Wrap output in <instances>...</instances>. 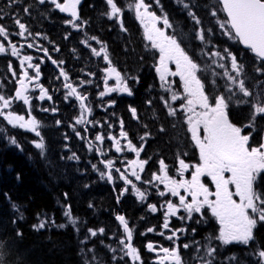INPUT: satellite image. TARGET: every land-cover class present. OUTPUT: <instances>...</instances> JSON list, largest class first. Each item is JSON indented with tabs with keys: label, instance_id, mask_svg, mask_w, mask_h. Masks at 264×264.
Segmentation results:
<instances>
[{
	"label": "trees",
	"instance_id": "obj_1",
	"mask_svg": "<svg viewBox=\"0 0 264 264\" xmlns=\"http://www.w3.org/2000/svg\"><path fill=\"white\" fill-rule=\"evenodd\" d=\"M125 1L114 0L120 7H123ZM145 3L151 4L150 10L158 16L167 15L173 25L172 28L167 29L169 35L175 34L181 41L177 29H182L187 24L188 30H191L192 18L181 9L182 4H178L177 0H159V6L156 5L155 0H145ZM185 3L190 5V10L201 21L199 26L204 29L210 27L212 39L215 34L217 35L216 39L204 44L188 34V47L187 50L185 49L200 67L205 69L199 75L209 88L212 73H216L215 77L221 78L223 82L225 78L220 76L219 70L214 65L203 60V49L208 54L216 50L222 55L225 54L224 49H228L241 63L245 57L249 56V53L240 48L235 39L224 35L215 23L216 18L210 17L215 11L216 16L223 19L215 0H185ZM49 5L51 3L48 0H45L44 4L36 0H18L16 3L12 0H0V22L15 29L12 32L19 36L17 35L19 27L15 23V20L19 18L26 25L29 33L46 36L48 40L45 43L52 51L53 45L50 41L57 42L58 46L63 48L65 55L62 59L58 55L59 52H55L54 58L71 69L69 71L71 76L81 74L83 78L86 71L84 77L86 82L94 81L92 77H89V64L92 58L91 53L86 49L96 44L97 40L107 47L110 61L120 68L129 66L131 70L137 71L142 66L146 68L149 61L153 59V56L148 53L141 54L145 40L142 37V29H139L136 22L137 18L125 13L121 14V22L125 24L123 26L126 29L122 31L121 26H118L115 21H110L105 15L108 9L106 0L83 1L79 9V33L73 29L69 30L62 17L52 13ZM25 8L28 9L27 13L24 11ZM28 32L23 36L25 41ZM90 37H96V39L93 40ZM82 40H86L89 46L85 44L83 46ZM182 44L183 41L181 46ZM243 70L250 72V66L245 65ZM251 77L252 81L257 79L255 75ZM145 81L140 78L136 90L138 94L141 93L142 88L145 92L142 104L131 106L136 109L138 117L134 118L130 108L127 107L129 135L135 142L137 137L144 136L145 133L151 135V130L156 131V126L145 124L142 120L144 114L148 122L154 118L153 103L149 95H146L148 88ZM85 92L88 93V90ZM220 92L221 90L218 91ZM2 94L7 95V93ZM67 106H65V112L72 109ZM117 108L119 115L124 116L122 112L125 106ZM228 114L233 124L247 130L244 124L249 121V118L241 119L242 115L236 109L234 102L230 104ZM255 129L259 135L263 131L260 125H255ZM157 133L160 134V141L154 143V152L171 156L173 151L182 146L179 132L171 129L168 133L158 131ZM10 137L17 140L19 147L9 142ZM68 137L71 141L75 140L73 135L68 134ZM36 140L37 137L34 134L9 125L0 116V243H2L0 253L3 254V264H129L121 247L111 250V247L117 244L121 232L113 219V214L117 213L118 209L114 196L107 194L109 188L106 190L105 186L93 183L90 176L85 178L79 176L71 170V167L63 169L60 165L63 158L51 160L46 159V155L41 157L40 150L33 145ZM54 142L61 144L60 139ZM149 143L148 141L147 144ZM56 146L52 145V147ZM50 147L46 140L45 151ZM13 204L18 206L19 212L13 209ZM68 207L77 220L76 226L69 223L64 215ZM143 210L144 207L135 205L134 211L128 214L122 206L119 212L128 215L132 222ZM41 220H46L47 226L37 231L33 226L38 225ZM61 224L65 227H58ZM89 229L96 231L97 235L91 236ZM100 229H104V232L100 233ZM200 232L201 227L196 230L195 236H199ZM255 236L257 253L264 250V225L258 226ZM225 251L228 252V249ZM224 256L223 262L218 264H228L227 255ZM256 257V264H259L260 259L258 255ZM201 259H205L201 260L202 264H205L206 260H212V263L215 261V258L207 256Z\"/></svg>",
	"mask_w": 264,
	"mask_h": 264
},
{
	"label": "snow or ice",
	"instance_id": "obj_2",
	"mask_svg": "<svg viewBox=\"0 0 264 264\" xmlns=\"http://www.w3.org/2000/svg\"><path fill=\"white\" fill-rule=\"evenodd\" d=\"M13 3L18 0H12ZM62 13H69L71 19L66 23L70 24L73 28H79L80 17L77 12V5L81 3V0H64L63 3L58 0H49ZM222 5L223 11L227 15V20L220 23V27L223 30V34L229 36L231 39L237 40L240 44L246 46L252 53L259 58L261 67L256 69L257 73H264V0H219ZM39 3L44 4L45 0H39ZM157 6H159V0H155ZM178 4H182L185 9H188V15L193 19L195 24L199 25L201 21L190 10V5L185 3V0H177ZM106 4L109 11L105 13L108 19H114L118 17L122 9L117 6L114 0H106ZM130 7H134L135 16L140 21L144 28V38L151 42L153 49H158L159 65L156 67V72L159 74L160 80L163 82L164 87L168 82L166 76H179L182 82L184 90L183 103L181 109L186 114V124L188 131L191 133V139L194 142L195 147L199 150V163L195 165L187 164L183 159H179V168L177 169L179 179H176L168 174V166L163 160L160 161L159 174L153 173L152 180L158 181L164 185V191H160V196H165L169 193L173 197H178L179 203L176 204L171 200H167L166 211L164 212L163 228L171 231V235L166 238L169 240L179 239L177 232H184L185 229H171L170 228V217H176L178 212L183 210L186 216H180L179 219L192 220L194 213H202V209L209 208L212 216L216 218L220 224V230L218 236L215 237L221 245L229 244H242L248 245L255 239L254 230L257 225L264 222V194L256 191L254 183L258 176L264 173V143L258 147H251L249 144L251 133L248 135L242 134V128L234 125L229 120L228 109L230 104L235 99L237 105L249 104L247 99L237 98V93L230 86H226L225 91L230 93L225 96L223 93L214 97V102H210V97L205 93V83L202 77L199 75L200 72L204 71L200 65L188 54V52L181 47V41L175 34H166L165 29L172 28L173 25L170 23L167 15L158 16L154 11H151V4L145 3V0H133V4ZM24 11L27 13L28 9ZM162 11V9H161ZM212 15L215 16L216 12L213 11ZM15 23L19 27L17 35L24 36L28 29L19 18L15 20ZM158 24H162L163 27H158ZM121 30L124 29L123 23L121 22ZM30 34V33H29ZM0 36L5 39L8 37V33L3 26H0ZM196 38L202 43H206L204 31L198 30L196 32ZM95 40L96 37H90ZM81 43L85 46H89L86 40H82ZM97 43H101L97 40ZM29 48L33 47V44H28ZM45 56H48V50L44 49ZM92 54L95 56H101L109 63V67L104 69L107 73H115L117 84L119 88L106 87L104 92L100 95L104 96L110 92L121 91L131 96L132 90L128 87L125 80L120 76L115 67L111 66L109 57L107 54L106 46L102 45L99 50L96 48L91 49ZM5 52V47L0 44V54ZM225 54L220 52H212L211 55L218 57L220 60L226 58L231 62V69L235 75H230L227 71L224 72V76L227 78L229 85L235 84L238 88L239 93L243 97H251L252 93L245 86V81L240 79L243 74V65L239 64L237 57L233 55L228 49H224ZM206 55L208 53H205ZM11 55L20 57V50L15 46L11 45ZM51 59V57H49ZM32 56L24 55L20 58V75L16 79L17 87L15 89V95L12 98H8L3 94H0V116L3 117L9 125L13 127H19L35 134L39 137V141H34V147L40 150L41 157L45 156V143L41 132L39 131L41 123L31 113L30 99H32L28 93V84L32 81H38L41 74L39 64H33ZM174 62L176 65V71H169L167 65L168 62ZM27 62V66L25 64ZM53 63H57L53 61ZM59 63H63L62 61ZM220 68H224V64L217 65ZM28 69H33L35 76H30ZM9 70H12L11 63L9 64ZM61 76L64 77L65 81H68V76L61 70ZM213 76L217 75L212 73ZM15 77L16 74L13 73ZM83 83V82H81ZM215 84V80L212 81ZM35 87L39 89V100L43 101L45 98L51 100V96L48 95L47 90L42 87L39 83L35 84ZM65 89H69L65 99L69 97H75L79 101V107L81 109V115L75 119L76 124L87 123V115L91 112V108L86 105L87 97L81 95L77 88L72 86L71 83H65ZM167 91H171L170 88H166ZM181 99V97L173 93L171 96L172 101ZM22 101L24 105L29 107L27 113L28 119L25 116L15 114L14 111H6L9 109L13 102ZM114 103V102H113ZM149 103H151L149 101ZM165 106L168 107V115L175 116L177 110L172 108L167 101ZM252 113L251 122L244 127H253L257 117L264 118V98L260 95L257 96L256 101L251 103ZM199 109V110H197ZM43 111H49V109H42ZM55 111V109H51ZM133 117H136V109L130 108ZM59 124L60 121H57ZM111 127V125H109ZM75 130V129H74ZM87 131V129H85ZM160 131H164L163 128ZM77 136L80 133L76 132ZM149 134L145 133V136L141 137L144 140ZM120 137L127 139V133L123 131V121H121V132ZM96 141L103 142L104 136L97 135ZM108 139L113 141V146L117 153H120L123 149L120 144V140L114 136L109 135ZM9 142L19 147V144L15 138L10 137ZM91 143V142H89ZM127 150L135 153L136 157L140 156V152L143 150V145L137 148L130 140L128 141ZM91 150V149H90ZM100 152V149H96ZM103 155L102 152H100ZM68 159H78L73 154ZM105 164V168L111 170L113 168V161L107 160L102 161ZM132 168L131 175L135 176L137 180L141 177L137 174L136 168L138 167L141 171L144 170V165L147 161L134 159L128 162ZM96 169V165H93ZM190 168H194L191 172V179H185L184 173L189 171ZM119 171V169H116ZM107 176L109 182H112L113 176L111 171L107 173L101 172V178ZM208 177L211 179L214 185L215 191L210 188L202 181V178ZM19 179V177H17ZM120 179L124 181L126 185H131L132 190L138 200L144 201L145 193L140 191L131 180L128 179L127 175L121 173ZM234 187L235 191H232ZM183 189V194H181ZM128 189H124L120 193L123 196ZM239 197V201L233 197ZM190 197L191 199H187ZM214 197V199H210ZM119 202V196L117 197ZM91 207V205H89ZM13 209L19 212L17 205L13 204ZM149 209L152 212H157L158 208L156 205L149 204ZM165 207V206H161ZM65 217L69 223L73 226L77 225V220L72 216L70 207L65 209ZM22 219V214L20 216ZM203 218V217H202ZM116 220L123 226V232L126 239H121L120 244L123 245L124 255L131 258L132 261H140L141 257L138 253L137 248L133 245V229L129 227L128 221L123 215H117ZM200 221H197L199 223ZM47 226L46 220H41L38 225H34V229L39 231ZM60 228H64L65 225H58ZM148 232H153L155 229L149 228ZM195 232V229H192ZM100 233L104 232V229L99 230ZM91 236H96L97 232L89 229ZM164 235L163 232L159 233ZM19 235V233H18ZM190 245H183L184 248H188ZM2 247V243H0ZM149 251H154V245L149 242L147 244ZM200 249L198 248L197 251ZM164 253V259L167 261L170 258V264H184L183 257L179 252V248H166L160 249ZM207 257H215L216 249L209 244L204 249ZM260 258L259 264H264V250H260L256 253ZM236 260L235 256L230 258ZM0 264H3V254L0 253ZM205 264H212V260H206Z\"/></svg>",
	"mask_w": 264,
	"mask_h": 264
},
{
	"label": "rangeland",
	"instance_id": "obj_3",
	"mask_svg": "<svg viewBox=\"0 0 264 264\" xmlns=\"http://www.w3.org/2000/svg\"><path fill=\"white\" fill-rule=\"evenodd\" d=\"M36 1H39V0H36ZM132 4H133V0H126L125 3L123 4V7H120L118 5L117 6L122 9L121 14L125 13V14H128V15L133 16V17L136 18L134 7H130V5H132ZM49 6L52 9V13H54V9H53L54 5L51 4ZM181 9L188 13V9H185L183 7V5H181ZM108 11H109V8L106 10V13ZM121 14L117 17V19L114 18V19H111V20L109 19V20L110 21H115L117 23V25L120 26L121 25ZM210 17L216 18L215 19V23L217 24V26H219L220 30L223 32V30L220 27V23L224 22L225 20L218 18V15L217 16L216 15L213 16L211 14ZM136 22H138L139 29H142L143 38H144V28H143V26L141 25V23H140V21L138 19H136ZM123 25H125V24H123ZM190 27H191V30H188V26L186 24V26L184 28H182V29L178 28L177 29L179 31L180 39H181V41H183L182 46L186 50H187V47H188V37H189L188 34L191 35L193 38H196V32L199 30V25L195 24V22L192 19H191ZM75 29L79 33L80 27L79 28H75ZM166 34H167V32H166ZM141 45H142V42H141ZM143 45H144L145 49L150 53V55L153 52H157L159 54L158 49H153L151 47V42L150 41L145 40V43ZM83 46H84V44H83ZM101 46H102L101 44L96 43V47L90 46V48L86 49L89 53H91V56L93 58V62L89 64V73H90L89 77H92L94 80L95 79L99 80V84L98 85L96 84L95 88H98L101 92H104L106 87L117 88L118 89L119 85L117 84L116 77H111V74H113V73H107V72L104 71V69L109 67V63L104 62L102 64L103 54L101 56H99V57L92 54V51H91L92 48H96L97 50H99L101 48ZM139 47L141 48L140 45H139ZM106 50H107V54L109 55V51H108L107 47H106ZM159 57H160V54L158 55L157 60L154 61V66H153L154 68H156L159 65ZM212 61L215 63L216 66L218 64H224L225 65L224 68H220L221 69L220 72H221L222 75L226 71L230 75H233V76L235 75V73L231 69V62H230L229 59L226 58L225 60H220L218 57L214 56ZM225 61H226V63H224ZM110 62H111V66L115 67L117 72L120 73V75L123 72V74L125 75V81H126L127 85L135 84V82H136L135 74H133L132 72L127 71V70L121 71L120 69H118L114 65V63L112 61H110ZM170 63H174V62H171V61L168 62V65H167L168 68L170 67ZM253 67H254L253 65L250 67V72H246V71L243 70V74L240 77V79H243L245 81V86L252 93V96L251 97H246V98H241L240 96L237 95V98H239V99H247V100H249L250 101L249 104L237 105L235 103V99L233 100V102L236 104V109L242 113L241 115L243 117H249V115H251V113L253 111L252 108H251V103H254L256 101V98H257L258 95H260L262 98H264V88H262L259 85L261 79L258 78L255 81H252V77H251V75H258V74L260 75L262 73H257L256 69L258 67H254V68ZM169 71H171V72H175L176 71L175 63H174L173 69H171V70L169 69ZM85 72H84V77H85ZM80 76H81V74H80ZM141 78H143L144 81L146 80L145 83L152 87V92H150V95H151L152 101H153L152 110H153V113H154V118L151 119V121L149 122V125L156 126V131L151 130V135L148 136V139H149L148 141L150 142L149 144H147L148 141H146L145 145L144 144H136L135 142H133L130 139V141L137 148H139L141 145H143V147H144V150H142L140 152V156L137 157V159L147 161V163L144 165V170L143 171L140 170L141 171V179L137 180L134 184L136 185V187L140 191H143L145 193V199H144V201L138 200L136 195H135V193H134V190H132L134 196H129L128 199H126L124 202H126V201L129 202V204H128V206H130L129 210H131L132 212L134 211V206L135 205L140 206V207H144L143 212L141 214H139L137 217L134 218V222L139 224V228L136 226L137 230L135 231V233H137L138 239L143 241L145 239L154 238V235L156 233L159 234V233L163 232L164 233L163 237H167V236L171 235V231L166 230V229H164L162 227L163 223H161V226L159 227V229H156L154 227L153 221H152V218H151V213H150L152 211L149 209L148 205L149 204H152V205L165 204V202L167 200H171L172 201V196L169 193H166L165 196H163V197L160 196L159 192L160 191H164V185L160 184L158 181H153L152 183H147V181H151L152 180V174L153 173L159 174V168H160V161L161 160H163L164 163L168 166V169H169V167H171L170 166V162H169L170 157L167 154H159V153L152 154L154 143L160 141V134L157 133V131L158 132H167L168 133V132L171 131V129H173L174 131H177V132L180 133V138L183 140V136H184V133H185V130H186V122H185L184 119H179L176 122H174L170 118V115H168V107L165 106V101H167L168 104L172 108H174L176 110H180L183 114H185L183 112V110L181 109V104L184 102L183 101L184 90H183L181 81H179L180 80L179 76H178L179 80L177 79L175 82L167 81L168 83L164 87L161 86L163 82L160 80L159 74L156 71H154L152 73L151 72L147 73V71L143 72L142 75H141ZM170 78L173 79V78H175V76H171V75L166 76L167 80L170 79ZM224 78H225V80H224V82L222 84V88L223 89H221V92L219 94L223 93L225 96L230 94L227 91H225L226 86L232 87V89L235 92L239 93L238 88L236 87V85L235 84L229 85V82H228L227 78L225 76H224ZM81 82H83V83H81ZM79 84L80 85L81 84L89 85V83H87L85 79L83 81H80ZM77 87H79V86H77ZM166 88H170L171 91H167ZM124 93L125 92H121V91L117 90V91H114V92H110V93H108V94H106L104 96L108 97L110 94L113 95V96H120V95H122ZM143 93H144V91L141 90V94L142 95H143ZM173 93L178 94L181 97V99H178L176 101H172L171 100V96H172ZM12 106H13V104H12ZM12 106L9 109H7L6 111H12ZM75 110H76L75 116L77 114H79L77 116V117H79L81 115V109H80L78 103H77V106H76ZM99 110H101V109L99 108ZM197 110H199V109H197ZM74 118H75L74 115L72 113H70L66 117V120L62 121L66 126H68L70 133L73 132V128L72 127L75 126V124L72 122V120ZM25 119L27 120V118H25ZM261 119H262V117H257L256 121H259ZM121 121H123V125L126 126L127 123H128V118L126 116H122L121 117ZM121 121H118V123H121ZM147 122L148 121H146L145 124H147ZM260 124H261L262 128L264 129V122H261ZM85 126H86L85 123L76 124V127H79V131L80 132H81V130H84ZM161 128H163L164 131H159ZM42 134H43L42 137H43L44 142L47 140V142L50 144L52 142L51 140H53L52 131L49 130V131L43 132ZM190 135H191V133L188 131V141H189ZM257 137L259 138V135H257ZM115 138L120 140V144H121V147H122L123 150L120 153H117L115 151L114 146H113V141H112L111 150L114 152L115 155H122L126 159L125 163H123L121 165H119V164L117 165V167L120 168V175H121V173H124L125 175H127L129 180L133 181L132 175H131V167L129 166L128 162L133 160L130 157V155H133V154L135 155V153H132V152L127 150L126 145H127L128 141H129V139H123L120 136H115ZM72 142L73 141L69 140L68 144L64 145L63 148H61V151L58 154L59 155L58 156L59 160H61L62 158L64 159L63 160L64 162L60 163V164H62V168L63 169H66L67 167H69V165H73V159H68V157L72 156L71 149L74 148V145L71 146ZM146 149H149V151L148 152L145 151ZM189 151H190V148L188 146V154H189ZM113 161H114L113 165H116L114 159H113ZM150 170H152V171H150ZM149 171H150V173L148 174ZM102 172H104V170ZM191 172L192 171H191V168H190L188 173L191 174ZM120 175L118 177L117 183L123 182V180L120 179ZM170 176H172L174 178H178L179 177L178 172H177V168L174 169V171L172 172V174ZM99 177H101V175H99ZM190 179H191V177H188V180H190ZM102 180H105V176H104V178H102ZM150 197H152V199ZM148 201H150V202H148ZM152 213H154V212H152ZM196 218L197 217H195V216L193 217V219H196ZM193 219L190 220V221L188 220V237L185 236V231H184V236L183 237H185V241L183 242V245H185V244L190 245V235L192 233L191 232L192 228H191L190 225L192 223H194ZM186 223L184 221V222L178 223V226H176V227L175 226H170V228L171 229H181V228H183V229L186 230L187 229L186 228ZM149 228H153V229H155V231L148 232L147 229H149ZM181 233L182 232H177V236H180ZM121 239H123L122 235L118 238L117 244H115L114 246L111 247L112 251L116 250L117 247H121V249L123 250V245L120 244V240ZM161 239L163 240L162 237H161ZM209 243H210L209 240H207V246L209 245ZM185 249H186V253H188V260H186L184 262V264H202L201 260L202 261L205 260V259H201V258L205 257L206 253L203 254L202 249L197 251L198 246H196L195 244L192 245V246L190 245L188 248H185ZM123 252H124V250H123Z\"/></svg>",
	"mask_w": 264,
	"mask_h": 264
},
{
	"label": "flooded vegetation",
	"instance_id": "obj_4",
	"mask_svg": "<svg viewBox=\"0 0 264 264\" xmlns=\"http://www.w3.org/2000/svg\"><path fill=\"white\" fill-rule=\"evenodd\" d=\"M0 26H3L8 33L7 39H5L3 36H0V44H3L5 47V52L3 54H0V88H5L8 91H10L12 88L11 95L12 97H14L15 89L18 86L16 83V79L18 78L21 72L20 58H22L24 55L32 56L33 60L31 62L33 64L40 65L41 74H40V78L38 81H32L28 84L29 91L26 94L32 98L30 99L32 116L35 118H38L39 116H41L42 117L41 120H45L49 116L50 111H52L51 109H53L55 106H58L59 102L62 100V96L64 95V92L69 91V89H65L64 87L65 83H71L72 86L75 87V80L73 79V77H68V81H65V79L63 80L62 77L58 78L57 74L54 73V71L56 70V67L53 64V62L50 61L49 54L48 56H45L44 51H43L44 49L42 48L35 47V46H33L32 48L28 47V44L30 43H33V44L37 43L32 38V36H35V35L37 36L36 33L29 34L28 32L27 40L23 41L22 39H19L8 27L4 26L1 23H0ZM11 45H15L20 50V57H15L11 55ZM9 62L12 65L11 71L9 70V65H8ZM26 66H27V62L25 64V67ZM5 68H7L6 71H5ZM13 73L16 74L15 77L13 76ZM28 73L30 76H33V77L35 76V72L33 69H28ZM36 83H39L42 87H44L47 90L48 95L52 97L51 100L45 98V100L41 101L37 98L39 96V89L35 87ZM78 90L79 89H77V91ZM17 102L19 101H15L14 103H17ZM14 103H13V107L15 108L16 104ZM72 103H74V99H70L69 104H72ZM42 109H49V111H43ZM25 111L27 114L29 111V108L25 109ZM87 123H85L86 125L85 128L87 127ZM75 126H76V122H75ZM78 149L81 150L85 154L87 153V149H91L90 155L86 156L87 158H89L88 165L90 167H93V165L102 164L103 160L113 161L114 159L116 164L126 162V159H124L122 155L115 156L114 154H112L109 147L105 144H102L100 146H95L91 144L88 148L85 146H78ZM96 149H100V152H102L103 155H101L99 152V156H97ZM76 157H78L79 160L81 158V156L79 155H76ZM134 159L135 158L133 156V160ZM180 159H183L188 164V152L180 154ZM175 160L176 158L172 162H174ZM103 168L105 169L104 163H103ZM176 168L177 169L179 168V164L173 163V167H169L168 174L171 175L174 169ZM112 170L115 176L118 173L116 171L115 165L113 166ZM131 171H132V168H131ZM136 172L139 176H141V171L138 167H137ZM184 178L188 179V171L184 173ZM176 179H179V177ZM232 191H234V189H232ZM110 192L115 196V199L117 200V195L113 192L112 189H110ZM181 194H183V189H181ZM150 198L152 199V197ZM235 198H238V197L235 196ZM172 201H174L176 204L179 203L178 197L172 196ZM162 205L165 207H161ZM162 205H159V204L156 205L158 208L156 217L159 219V223L161 222V217L164 218V212L166 211V205L165 204H162ZM126 213L128 214L131 213V210H128V212ZM124 216H125V219L128 221L129 227L134 230V227L130 219L127 217V215L124 214ZM180 216H186V213H184L183 210H181L176 217H170V226H172V224L175 225V227L178 226V223H181L180 221H178ZM186 228L188 232V222L186 223ZM133 237H134L133 242L135 244L136 235L133 234ZM152 244L154 245V248L155 250L158 251V253L156 255L149 253L151 254L150 255L151 260H154L155 258H158V257L162 258L164 255L162 256L160 254L161 252L160 249H161V246H165L164 241L158 235L157 240L152 239ZM178 246H180L179 242H178ZM139 255L141 257L140 261L142 262L146 254L139 253ZM167 263H170V261H168Z\"/></svg>",
	"mask_w": 264,
	"mask_h": 264
},
{
	"label": "water",
	"instance_id": "obj_5",
	"mask_svg": "<svg viewBox=\"0 0 264 264\" xmlns=\"http://www.w3.org/2000/svg\"><path fill=\"white\" fill-rule=\"evenodd\" d=\"M219 1V0H218ZM63 2H64V0H63ZM82 2H83V0H81V3L79 4V5H77V10H78V7L82 4ZM220 3V2H219ZM221 5V4H220ZM221 8H222V5H221ZM223 10V9H222ZM224 12V11H223ZM66 17H71L70 16V14L69 13H63ZM224 15L226 16V18H227V15H226V13L224 12ZM240 44V43H239ZM240 46L243 48V49H245V50H249L250 51V49H248L246 46H244L243 44H240ZM251 54L253 55V56H255V54L254 53H252L251 52ZM256 57V56H255ZM125 235V234H124ZM125 239H126V237H125ZM130 258V257H129ZM132 263V262H131Z\"/></svg>",
	"mask_w": 264,
	"mask_h": 264
}]
</instances>
